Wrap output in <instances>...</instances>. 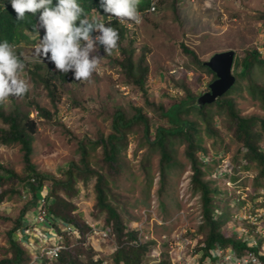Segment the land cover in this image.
I'll list each match as a JSON object with an SVG mask.
<instances>
[{"label": "rangeland", "instance_id": "rangeland-1", "mask_svg": "<svg viewBox=\"0 0 264 264\" xmlns=\"http://www.w3.org/2000/svg\"><path fill=\"white\" fill-rule=\"evenodd\" d=\"M128 27V38L134 41L136 48L134 60L138 63L143 60V65L148 67L146 94L128 81L122 68L115 62L120 55L116 49L113 55L103 58L90 83L72 79L65 86H60L56 104L52 103L39 78L29 71L35 63L28 62L26 72L32 84L31 90L23 99L10 97L6 105H0L6 112L16 107L30 110L31 117L37 120L38 131L32 158L39 170L61 176L62 169L71 160L79 159L80 139L96 138L99 132L107 134L111 131V115L117 109L132 115L134 106L142 107L150 119L152 136L158 125L170 126L159 106L163 105L166 109L183 98L186 91L181 89L182 84L200 96L214 80L212 74L194 63L184 52L182 43L194 49L203 61L209 60L216 52L229 49H234L237 57H242L246 49L262 50L264 0H160L155 11L144 14L141 24ZM39 33L42 38L44 30ZM30 37V41L16 44L17 54L23 53L25 57L32 55L38 37L37 34H30ZM99 55H105L103 47L99 48ZM50 63L45 59L42 64ZM51 64L55 69L54 64ZM255 80L264 86V74L259 69ZM233 95L242 115L264 117V95L258 91L252 92L244 81L243 87ZM35 103L50 109L52 118L39 117ZM211 110L220 138L204 134L207 153L200 152V156L210 167L206 178L220 192L216 203L220 205L218 214L226 218L222 229L233 237L241 232L244 225L253 229L254 225L247 218L250 214L254 217L257 215L256 227L261 226L263 229L264 188H255L257 170H246L237 165L236 154L240 146L228 129V116L215 106ZM195 115L193 112L190 117L194 118ZM0 126H5L1 119ZM145 141L143 127H137V131L129 136V144L122 154L123 170L110 176L112 191L120 202L119 209L126 218L134 217L130 225L143 228L146 239L159 242L164 234L169 240L173 239L172 235H179L180 239L185 227L204 236L199 231L203 223L200 195L191 187L192 169L185 155L184 142L173 140L174 164L168 170L166 187L159 194L160 155L147 144L141 145ZM99 156L100 148L93 151L92 158L93 165L98 168L99 164L95 161ZM238 160L241 166L246 164L242 157L239 156ZM0 161L18 173H24L23 152L18 143L0 144ZM77 187L79 192L73 198L77 205L74 213L83 220L85 226L87 221L103 224L104 214L94 208V180L87 185L79 181ZM49 190L50 182H46L41 195ZM28 198L29 195H14L0 202V258L8 247V231L16 223ZM34 231L42 233L43 229L35 227ZM14 235L20 241L21 231H16ZM30 241L27 243L37 246L36 240ZM178 241L176 239L175 242ZM158 244L161 248H167L163 243ZM101 246L105 250L100 251L102 256L109 255L110 264H114L112 245L105 246L102 243ZM27 248L30 250L31 247ZM166 256L170 257L169 252Z\"/></svg>", "mask_w": 264, "mask_h": 264}, {"label": "trees", "instance_id": "trees-1", "mask_svg": "<svg viewBox=\"0 0 264 264\" xmlns=\"http://www.w3.org/2000/svg\"><path fill=\"white\" fill-rule=\"evenodd\" d=\"M55 2V0H54ZM87 13V19L99 18L100 22L108 23L107 16L99 6V0H79ZM149 0H140L139 11L146 12ZM95 9L96 11H93ZM38 23L37 16L26 14L24 20H17L16 13L11 7L10 0H0V42L7 40L16 45L22 41H30V34H36L35 25ZM111 26L119 32L117 49L120 55L115 62L122 68L128 81L138 87L144 94L147 93L145 82L147 80L148 67L134 60V41L128 38V23L120 24L117 20L111 21ZM43 30L42 28L39 31ZM95 34V33H94ZM33 38V37H32ZM35 39V38H34ZM182 48L194 63L212 74H216L201 60L197 52L182 43ZM262 50L246 49L242 57L235 54L233 73L236 77L234 85L213 103L198 106V95L185 85L181 89L186 91L183 98H179L169 108L160 105L162 115L166 117L170 126L158 125L152 136L150 119L142 107L134 106L133 114L128 115L122 109L115 110L111 115V131L99 132L96 138H83L79 140V159L71 160L62 169L61 176L44 172L38 169L33 161V143L38 131L37 120L31 117L30 110L19 107L6 112L0 106V119L5 126H0V144L11 145L18 143L23 152L24 173H18L14 168L0 161V202L14 195H29L28 201L16 219L14 226L8 231V247L5 255L0 258V264H26L31 259V251L15 238V232L21 231L24 219L29 211H34L41 197L46 200L45 207L50 215L64 222L77 226L81 233L86 227L83 220L74 213L77 209L73 198L79 192L77 184L82 181L88 184L94 180L95 203L94 208L98 213L104 214L103 224L116 234L117 245H114L112 259L114 264H145L151 258V245L156 244L155 239H150L141 244L128 243L129 240L138 238L139 231L130 228L133 216L126 218L119 209L116 195L112 191L110 176L123 170V151L129 144V136L137 127H143V137L151 149L157 151L159 157V187L158 193H163L168 179V170L174 164L172 143L174 139H180L185 144V155L190 161L192 174L190 178L192 189L199 193L201 200V216L203 223L199 231L204 234L207 247H212L216 242L231 245L238 250L247 248V241L238 240L230 236L222 226L226 218L218 214L220 205L216 203L219 190L206 178L210 167L201 158L200 152L207 153L204 146V134L210 137L220 138L219 129L214 122V113L211 110L215 106L224 110L228 116V129L233 139L240 148L236 154L237 165L246 170L256 169L254 179L255 188H264V117L256 114L242 115L237 107V101L233 95L243 87V81L254 91L264 95V86L256 82L255 76L259 69L264 74V41ZM33 76L47 89L53 104H56L57 93L60 86H65L74 79L73 73L68 78L55 69L52 64L44 65L35 63L29 68ZM39 117L52 118L53 112L38 103L34 104ZM195 112L194 118L190 114ZM100 148V156L95 161L99 168L93 165V151ZM242 157L246 164L241 166L238 158ZM238 168V167H237ZM236 168V169H237ZM50 182V190L41 195ZM153 182V179L151 180ZM66 249L61 253L58 264H96L94 261L95 251L91 246H84L70 237H66ZM158 264H171L168 257L163 254Z\"/></svg>", "mask_w": 264, "mask_h": 264}, {"label": "clouds", "instance_id": "clouds-1", "mask_svg": "<svg viewBox=\"0 0 264 264\" xmlns=\"http://www.w3.org/2000/svg\"><path fill=\"white\" fill-rule=\"evenodd\" d=\"M151 2L145 13L153 12ZM10 3L18 21L24 20L26 14L35 17L38 14L34 29L38 40L30 57L17 54V46L7 40L0 42V105H6L10 97L23 99L31 90L26 72L28 62L44 63L47 59L56 71L64 75L72 72L75 81L90 83L103 58L113 55L118 47L119 32L111 26V21L139 25L145 14L139 11L140 0H99L108 23L100 22L97 17L87 19L79 0H10ZM100 47L104 56L99 55ZM210 256L220 258L221 264H260L251 253L237 257L230 247L225 251L218 245L210 250ZM205 264H211V260Z\"/></svg>", "mask_w": 264, "mask_h": 264}, {"label": "built area", "instance_id": "built-area-1", "mask_svg": "<svg viewBox=\"0 0 264 264\" xmlns=\"http://www.w3.org/2000/svg\"><path fill=\"white\" fill-rule=\"evenodd\" d=\"M158 0H152L151 2V11H155L157 7ZM132 23V22H131ZM134 24V23H132ZM71 73L68 74V78L71 77ZM39 112L37 111L36 114ZM264 149V145H263ZM27 197L26 194L23 195ZM46 200L44 197H41L38 201L36 209L31 214H26L24 219V225L21 229V238L20 241L31 247L30 251L33 252V258L26 264H58V259L66 249V237L74 239L78 243H82L84 246H91L94 251V261L96 264H110L109 255L102 256L103 254L100 251H105L101 246L102 243L105 246H111L114 252V245H117L116 234L109 227L104 226V224L99 225L96 222L87 221L84 232L81 233L79 228L72 223L64 222L60 219L49 214L47 208L45 207ZM148 217V216H146ZM145 217V218H146ZM248 221L254 225L253 229L248 227H241V232L236 235V239L247 241V248L243 250H238L237 248L231 245H224L216 242L212 247H207L206 242L204 241V236L198 235L195 233V230L185 227V233H182L179 239V235H172V240L168 239L166 234L163 235L161 241L156 240V244L151 245L150 255L151 258L145 264H158L162 258L163 254L166 255L169 252V258L171 264H205L206 261L211 260V264H221V259L218 257H211L210 250L215 248L217 245L222 250H227L229 247L235 252L237 257H243L249 253L255 256L260 264H264V227H256L257 224V215H249ZM256 218V219H255ZM255 220V221H254ZM35 227H41L43 229L42 233H37L34 231ZM130 228H134L139 231V236L136 239L129 240L128 243L131 244H141L150 239H146L144 235L143 228H135L130 225ZM30 239L37 241V246L30 245ZM179 240L178 242H175ZM113 242V244H111ZM175 242L176 246H174ZM158 243H163L167 246L166 249L158 246ZM29 244V245H28ZM154 246V247H153Z\"/></svg>", "mask_w": 264, "mask_h": 264}, {"label": "water", "instance_id": "water-1", "mask_svg": "<svg viewBox=\"0 0 264 264\" xmlns=\"http://www.w3.org/2000/svg\"><path fill=\"white\" fill-rule=\"evenodd\" d=\"M235 54L234 49L220 51L205 61V64L216 74V78L209 83L208 90L198 96V106L213 103L234 85L236 81L233 73Z\"/></svg>", "mask_w": 264, "mask_h": 264}]
</instances>
